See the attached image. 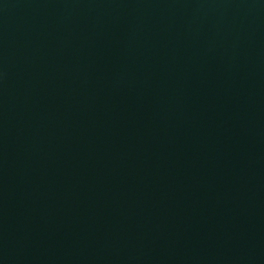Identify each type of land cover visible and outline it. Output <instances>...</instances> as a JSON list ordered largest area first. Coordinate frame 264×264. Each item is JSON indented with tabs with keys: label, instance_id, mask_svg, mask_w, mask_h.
Listing matches in <instances>:
<instances>
[{
	"label": "water",
	"instance_id": "obj_1",
	"mask_svg": "<svg viewBox=\"0 0 264 264\" xmlns=\"http://www.w3.org/2000/svg\"><path fill=\"white\" fill-rule=\"evenodd\" d=\"M0 264H264V0H0Z\"/></svg>",
	"mask_w": 264,
	"mask_h": 264
}]
</instances>
